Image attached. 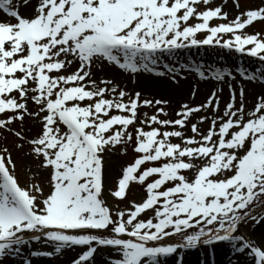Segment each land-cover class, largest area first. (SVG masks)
<instances>
[{"label":"snow or ice","instance_id":"1","mask_svg":"<svg viewBox=\"0 0 264 264\" xmlns=\"http://www.w3.org/2000/svg\"><path fill=\"white\" fill-rule=\"evenodd\" d=\"M211 3L0 0L7 17L0 19V130L27 143L37 176L47 173V192L35 177L22 186L12 152L0 148V258L18 255L29 242L24 234L32 231L40 234L36 240L43 236L53 244L54 253L86 246L73 264H91L97 246L115 253L107 264H158V257L178 247L215 242H229L234 252L264 264V244L240 232L249 221L264 222V91L249 108L244 88L233 86L240 83L236 76L228 67L216 68L208 75L230 90L223 111L222 89L214 88L205 102L182 104L171 119L168 100L130 93L113 79H92L97 60L132 74L153 72L165 53L203 45L234 49L264 64V32L246 31L264 23V0L243 10L233 0L238 10L233 19L223 4ZM193 19L198 22L190 23ZM214 19L226 22L213 26ZM200 32L207 33L204 39L197 38ZM73 64L78 67L69 72ZM193 68L207 78L202 66ZM235 74L264 84V68L240 66ZM29 101L37 111L30 110ZM141 107L155 112L141 114ZM26 116L40 125L31 138L12 128L17 121L23 125ZM189 124L191 135L184 131ZM130 144L136 156L121 166L110 195L127 199L135 182L146 196L113 211L104 198L105 154L118 146L126 152ZM148 212L149 218H141ZM180 234L182 244L163 242ZM37 254L53 252L31 253Z\"/></svg>","mask_w":264,"mask_h":264},{"label":"rangeland","instance_id":"2","mask_svg":"<svg viewBox=\"0 0 264 264\" xmlns=\"http://www.w3.org/2000/svg\"><path fill=\"white\" fill-rule=\"evenodd\" d=\"M241 9H246L248 7L251 6H255L261 3V0H239ZM221 4H231L233 8H235V14H238V10L236 9V7L234 6L233 0H212V3L209 5V7H216L219 6ZM201 9H203L204 5L201 4L200 5ZM224 9V8H223ZM224 11V10H223ZM198 21L193 19L190 21V23L195 24ZM226 21L223 20H219V19H214L213 21H211V24L214 26L216 24L219 23H223ZM246 31L248 33H253L255 31H260V32H264V23H255L253 26H250L246 29ZM207 33L205 32H200L197 34V38L198 39H204L206 37ZM228 37L225 36V39H227ZM206 47V45L203 46H193V47H189V48H185L186 50H200L202 48ZM185 49H179V50H175V52H179L181 55V52ZM182 50V51H181ZM211 52H214L215 54H217L216 56H220L221 52L227 53L228 49H224L221 48L219 46L214 45L213 47H211ZM227 50V51H225ZM236 53V55L240 58V59H245L248 62H252L254 64V66L256 68H264V64H260L255 58L249 57L247 55L241 54L236 52L235 50L233 51ZM167 54V53H166ZM224 55V54H221ZM162 57V56H161ZM255 62V63H254ZM159 67L157 68H165L164 65H167L165 62H162L161 59H159ZM169 66V65H168ZM173 68V67H172ZM141 72L134 74L132 76V81L134 82L133 84V88H132V92L134 91H141L143 96L148 97L149 99L155 98V99H164V96H162L159 93H151V94H146L142 91L141 88H139V84H138V80L140 77ZM170 75L174 76L173 73H170ZM189 77H187L188 79ZM172 81V78H169ZM257 82H259V78L257 79ZM234 83V81H233ZM260 83V82H259ZM236 84V83H235ZM261 87L259 89H253V88H244L245 91V99L248 102L249 108H251L254 96H256L257 94H259L261 91H264V84H261ZM241 86V85H240ZM122 88V87H121ZM125 91H128L127 89H124ZM212 90H208L206 92V95L203 99L201 100H196V101H187L185 99H180V105H175L173 106V111L174 113L169 117L171 119H176V115L175 113L180 109V106L182 104H191L193 106L201 104L203 102L206 101L207 96L211 93ZM129 92V91H128ZM253 96V97H252ZM249 98H251V100H249ZM35 104V103H34ZM221 105V103H220ZM35 104L34 106V110L32 111H37L38 110V106ZM165 110L167 111V109L165 108ZM141 114L144 112H148L150 115L153 114L155 112V108H149L148 110H144V111H140ZM204 112H201L198 114L199 115H204ZM198 116L195 119L194 117L192 118V122H196L198 120ZM27 116L25 121L27 120ZM33 118V117H31ZM163 118V117H162ZM139 126V125H138ZM12 128L14 130H20L23 129L24 134L26 137L31 138L32 135L34 133L29 132L28 130L24 129L25 127L23 125H21V123L19 121L15 122L12 125ZM146 130H148L146 128ZM185 130L190 131V124L189 127ZM188 135H191L190 133H188ZM174 142L179 143L180 141L178 139H174ZM16 144H24V148L22 150H19L16 148ZM3 147H8L9 150L12 152L13 155V159L16 161V165H17V175L19 178V182L22 186L33 182L34 177L35 182L38 183H42L44 186V190L45 192H47V182L46 179H43L44 177H46L47 173L46 172H40L39 176H37L38 173V169H37V162L36 160L29 155V146L27 145V143L25 141H20L18 140L13 133L5 131V130H0V148ZM136 156V153H134L133 149H132V145H128L127 146V151L125 152V148L124 146H118L117 148H115L114 150L109 151L108 153L105 154V162L106 165L111 163V162H119L120 163V168L122 165L126 166L127 163H130L133 161L134 157ZM21 159V160H20ZM185 175L191 176L192 173L191 172H185ZM120 175V169L118 170L114 182L113 184L108 188L106 183H105V191H104V198L106 200L107 206H109L113 211H116L117 208L119 209H124L127 205H129L133 200L139 202L142 198H144L146 196L144 187L138 183L133 182L130 185L129 191L127 193V199L121 201L118 199H114L110 193L112 190H114L118 177ZM152 215L151 212H148L146 214H143L141 218L143 219H147ZM264 228V222L257 224L254 221H249L247 224H242L240 226V232L241 233H246V235L248 237H250L253 241L260 243L258 240V237L255 236L256 231H258L259 229H263ZM195 231V230H192ZM40 235L39 233H34L32 231H28L24 234V238L25 240L29 241L27 244L20 246V259L16 262V264H21L20 261L24 260L25 258H30L33 260V255H31L32 252H37V253H48V252H53L52 255H43V254H39V255H35V257H51L57 254L54 253V245L51 243H48L45 241V238L43 236H41L40 240H36L35 237ZM165 244L167 243H176V244H182L183 243V234L180 235H173L171 237L166 238L163 241ZM261 244V243H260ZM230 243L229 242H215L212 245H205L203 243L197 244L195 247H191V248H184V247H178L177 251L173 254H170L168 256H162V257H158V261L159 260H165L166 258L172 257L171 260V264H174V260L176 258L180 259V255H182L183 257L187 254V252H189L188 254L192 255L193 253H195L197 256H199L200 258L203 259V263H199V264H207L206 262L208 261V258L211 260H215L216 258V252L218 250L224 249L225 247L229 246ZM23 246L27 247L28 251H30L29 253L25 252L23 250ZM98 251L96 254H94V259L91 262V264H93L94 260L97 258V256L101 253L102 250H107L108 253H110L111 249L109 247H105V246H97ZM83 250H86V246H68L65 247L64 249L61 250L60 252V258H61V264H68V262L70 260H75L78 258L79 254L82 253ZM68 254L65 258V255ZM115 255V253L113 252V255L110 256L109 254V260L111 258H113ZM207 260V261H206ZM215 264V263H214ZM230 264H254V260H252L251 258L248 257V255L245 254H237L236 256H232V260L230 261Z\"/></svg>","mask_w":264,"mask_h":264},{"label":"bare ground","instance_id":"3","mask_svg":"<svg viewBox=\"0 0 264 264\" xmlns=\"http://www.w3.org/2000/svg\"><path fill=\"white\" fill-rule=\"evenodd\" d=\"M224 11L229 13V18L233 19L235 14V8L232 7L231 4H223ZM23 13V9H21ZM7 17L0 11V19H6ZM214 45H206V47L200 50H181V55L179 52H173L172 54H164L160 57L162 62H165L169 67L176 68V72H174L175 80L172 81L169 78L173 76L167 71L166 68H157L159 67V63L155 66V70L153 72H146L141 70V74L138 80L139 88L146 94L151 93H159L164 96L165 100L169 101V104L165 106L167 112L169 113V117L174 113L173 106L180 105V99H185L187 101H196L201 100L205 97L206 92L210 89L214 88L222 89L220 92V100L221 112L223 111L225 102L229 99L230 90L226 86L225 83H221L215 80L214 77L209 76L208 73L216 68L228 67L229 70L236 76V80H239V84L233 83V86L237 89L239 87H249L253 89H259L261 87L260 83L256 81L246 82L241 77L235 74V68L243 66L246 71H251L254 66L252 62H248L245 59H240L234 51V49L225 50L227 53L221 52L220 56H216L214 52H211V47ZM224 54V55H221ZM255 63V62H254ZM188 65V67L183 70L179 69L178 65ZM194 65L202 66L206 72V79H201L194 72ZM78 67V64H73L68 71L71 72ZM92 79L97 80L99 83L100 80L103 79H113L115 83H117L123 89H127L130 93H132V88L134 82L132 81V76L134 74L130 72H126L124 70H119L113 65H110L107 61L97 60L93 63L92 66ZM164 72L165 75L160 76L159 73ZM187 77H189L187 79ZM227 80L228 77L226 76ZM241 85V86H240ZM195 89V96L192 95L193 90ZM253 97V96H252ZM196 99V100H195ZM251 100V98H249ZM35 104L29 101V108L34 110ZM37 107V106H36ZM30 109V110H31ZM149 108L141 107L140 111L148 110ZM195 119L197 118L194 117ZM24 129L28 130L31 133H35L40 125L39 122L35 121L34 118L28 117L25 123L23 124ZM201 130L207 127V124L200 125ZM184 131L188 134H192L190 131ZM21 160V159H20ZM119 162H111L106 165V185L109 188L115 179V176L119 169H121ZM255 236L258 237V240L261 244H264V228L256 231ZM23 250L25 252H29L27 247L23 246ZM187 254L184 257H180V259L176 258L174 260V264H199L203 263V259L197 256L195 253L192 255ZM237 254L233 251L232 247L229 245L224 249L218 250L216 252V261L215 264H230L232 260V256H236ZM68 254L65 255L66 256ZM53 258H42L36 257L33 260V264H61L60 253H57L52 256ZM20 259V254H9L5 257L0 258V264H16V262ZM109 260V253L107 250H102L101 253L94 260L93 264H107ZM172 257L166 258L165 260H159L158 264H171ZM207 261V260H206ZM207 264H210V259L208 258Z\"/></svg>","mask_w":264,"mask_h":264}]
</instances>
